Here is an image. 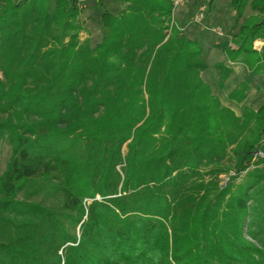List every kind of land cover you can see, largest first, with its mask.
<instances>
[{
  "label": "trees",
  "instance_id": "1",
  "mask_svg": "<svg viewBox=\"0 0 264 264\" xmlns=\"http://www.w3.org/2000/svg\"><path fill=\"white\" fill-rule=\"evenodd\" d=\"M121 1L93 44L79 0H0V264H264V103L213 94L174 0ZM231 6L241 102L264 0Z\"/></svg>",
  "mask_w": 264,
  "mask_h": 264
},
{
  "label": "crops",
  "instance_id": "2",
  "mask_svg": "<svg viewBox=\"0 0 264 264\" xmlns=\"http://www.w3.org/2000/svg\"><path fill=\"white\" fill-rule=\"evenodd\" d=\"M260 2V0H256ZM177 18V24L186 32L190 30V35H193L204 48L205 58L208 63V68L202 71V79L208 83L214 95H216L221 103L231 108L238 116L242 115L244 107L248 106L257 110L264 103V72H261L254 78L255 85L249 90L246 98L239 102L231 97V93L238 88L249 75V68L246 64L239 60H232L227 55L225 49L231 44V38L239 29L233 18V9L231 0H214L210 3L209 0H186L182 4ZM206 7L203 26L207 28L223 27V36H218L210 40L209 31L201 28V26H193L192 15L198 11L199 7ZM189 33V32H188ZM259 46L263 44L261 40L255 41ZM219 66H223L230 70V75L220 85L221 71Z\"/></svg>",
  "mask_w": 264,
  "mask_h": 264
},
{
  "label": "rangeland",
  "instance_id": "3",
  "mask_svg": "<svg viewBox=\"0 0 264 264\" xmlns=\"http://www.w3.org/2000/svg\"><path fill=\"white\" fill-rule=\"evenodd\" d=\"M191 2H193V0H191ZM182 4L176 6V8L174 9V16L176 18L178 16L180 9L183 6ZM79 6L81 7L80 19L84 24V31L81 33V38L84 39L89 37L92 40L93 44H95L101 38V16L103 12L106 10L112 12H118L123 7V3L121 0H85L81 2V5ZM196 12L192 16H194ZM189 21L190 23H193L191 22V20ZM193 26H201V28L205 29L206 31H209L210 40L216 37L215 28H220V26L207 28L208 26L205 27L203 25H198L196 23H193ZM187 34L190 38L194 39V36L190 35V30H187ZM255 47L258 50H260L261 45L259 46L258 43H255ZM10 153H11V146L8 140L5 138L0 141V172L4 170L7 160L9 159ZM261 158H264V151L259 149L256 151L255 156L252 158V163L254 161H259ZM252 166L253 164L250 166V168H252ZM246 171L247 170L243 171L240 174L239 180L241 179L243 180L245 178ZM231 175H235L234 171L231 172L230 174H221L219 186L220 187L225 186ZM96 198L100 199L99 196H97Z\"/></svg>",
  "mask_w": 264,
  "mask_h": 264
},
{
  "label": "built area",
  "instance_id": "4",
  "mask_svg": "<svg viewBox=\"0 0 264 264\" xmlns=\"http://www.w3.org/2000/svg\"><path fill=\"white\" fill-rule=\"evenodd\" d=\"M85 0H79V5H81V2H83ZM186 0H174V6L176 8V6L184 3ZM205 11H206V7L204 5L200 6L198 11L196 12V14L192 17V22L193 23H196L198 25H203V20L205 18ZM215 33L218 35V36H223V30L221 28H215ZM260 152V151H258ZM257 152V154H258Z\"/></svg>",
  "mask_w": 264,
  "mask_h": 264
}]
</instances>
